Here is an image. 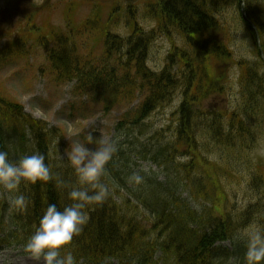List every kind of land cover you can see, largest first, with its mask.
<instances>
[{
	"label": "trees",
	"instance_id": "16d2710c",
	"mask_svg": "<svg viewBox=\"0 0 264 264\" xmlns=\"http://www.w3.org/2000/svg\"><path fill=\"white\" fill-rule=\"evenodd\" d=\"M135 6L124 8L125 16L117 17L116 9L102 27L98 19L88 18L78 30L68 26L66 33L54 30L47 42L45 37L38 39L55 83L73 84L74 95L101 103L106 113L124 101H139L122 116L118 131L139 136L140 130L143 135L142 125L180 98L169 138L159 133L154 147L139 144L131 154L119 152L108 163L102 182L110 196L87 209L88 223L67 251L77 264H227L232 259L246 264L248 239L240 233L255 223L264 231V173L254 171L250 180V189L261 193V198L243 211L226 212L220 206L223 194L212 195L222 188V173L203 151L213 146L237 156L257 150L264 141V0H153L144 8ZM143 21L152 30L145 31ZM123 26L125 30L119 31ZM94 34L100 44L96 57L78 42ZM237 36L248 43L250 58H236L232 43ZM158 37L168 38L172 50L164 68L154 71L147 63ZM20 42L21 38L16 44ZM12 51H0V61L9 60ZM235 66L238 104L226 111L204 108L211 97L225 95L226 74ZM56 138L60 142L54 147ZM27 140L35 143V152H27ZM63 142L60 130L36 121L21 105L0 95L1 150L9 152L13 147L15 157L38 152L53 175L48 182L22 183L19 193L26 196L28 206L15 207L14 213L10 214V200L15 194L5 193L0 200V248H25L49 204L62 210L71 203L68 188L60 181L67 185L78 181L69 162L57 155ZM133 155L157 165L165 176L166 196L151 181L147 184L151 191L145 195L130 193L136 202L116 199L120 190L115 185L127 190L119 173L130 168ZM119 156L124 159L123 169L116 161ZM181 187L190 199L202 200L200 210L181 200L177 194ZM141 205L150 215L151 228L134 211Z\"/></svg>",
	"mask_w": 264,
	"mask_h": 264
},
{
	"label": "rangeland",
	"instance_id": "374dc122",
	"mask_svg": "<svg viewBox=\"0 0 264 264\" xmlns=\"http://www.w3.org/2000/svg\"><path fill=\"white\" fill-rule=\"evenodd\" d=\"M149 1L153 0H0V49L10 44L11 49L14 50L9 60L0 61V95L21 103L26 113L34 118L47 122L51 127L61 128L66 137V147L62 151L59 150L62 153L70 151V146L77 142L94 149L100 146L101 139L116 140L118 151L114 154V158L119 152L121 154L127 151L128 155L131 154L139 144L154 147L157 144L155 136L159 133L164 139L169 138L171 134L169 130L174 121L173 113L178 108L179 99L174 100L170 107L155 112L142 125L143 135H140V130H138L139 136L129 135L132 132L118 131L117 125L122 116L136 108L139 101L134 104L124 101L115 106L111 112L106 113L101 103L74 95L73 84L55 83V74L50 68L44 48L38 41L41 37H45L43 42L50 40L54 30H62L61 32L66 33L68 26L78 30L88 18L98 19L97 22L102 27L116 9H119L115 13L117 17L125 16L123 9L128 5L135 4L137 10L138 6L144 8ZM147 24L143 21L142 28L146 31L151 30ZM124 28L125 26L121 27L119 31L125 30ZM20 38L21 42L17 45L16 42ZM176 40L180 42L178 38ZM78 42L84 52H91L94 57L99 54L100 44L96 41V34L81 38ZM171 45L166 37H160L153 44L148 60L150 68L160 71L164 67ZM232 46L238 60L242 57L250 58L251 50L242 37H235ZM226 76L225 95L211 97L204 103V108L226 111L238 104L240 91L236 86L237 68L230 69ZM89 134L93 136L92 142H89ZM207 150L206 154L211 161H220L210 163L218 166V172L223 176L222 188L218 193L213 190L212 195L223 194L220 195L223 198L220 206L224 210L227 208L226 212L229 210L233 212V209L243 211L256 199L261 198V193L250 189V180L254 171L259 174L264 173V141L257 150L237 156L228 150L216 149L213 146ZM116 161L121 164L124 159L119 156ZM186 161L182 159L180 162L184 164ZM130 163V168L119 173L127 190L120 189L113 183L120 190L117 200L130 199L131 202H136L130 193L145 195L148 190L151 191L147 185L151 181L158 184L160 193L166 194L165 176L156 164L151 163L150 160H138L135 155ZM123 168L121 164L120 169ZM133 173L143 176V183L139 185L130 183L129 177ZM196 173L201 174L199 170H196ZM155 187L152 185V188ZM177 194L181 199L194 203L193 207L202 208L200 202L190 200L189 193L183 187ZM204 205L208 206L207 203ZM134 211L142 217V222L143 219L147 221L150 216L142 205ZM257 229L262 231V227L255 223L242 230L240 235L243 239H248V233ZM225 246L229 247L228 244ZM22 255L21 251L9 249L4 254H0V264H36L30 256ZM227 264H238V262L235 263L232 259Z\"/></svg>",
	"mask_w": 264,
	"mask_h": 264
},
{
	"label": "clouds",
	"instance_id": "9594fccd",
	"mask_svg": "<svg viewBox=\"0 0 264 264\" xmlns=\"http://www.w3.org/2000/svg\"><path fill=\"white\" fill-rule=\"evenodd\" d=\"M88 139L92 142L93 136L89 134ZM117 151L118 141L101 139L98 148L92 149L77 142L70 146V151L61 154L60 159H66L74 170L78 184L67 185L60 181L61 186L68 188L71 203L62 210L55 204H49L27 241L24 250L36 264H77L67 248L88 223L87 209L103 204L110 196V189L102 179L106 166ZM52 179L44 155L37 152L14 160L10 159L7 151L0 150V188L15 194L10 200L14 207L28 206L26 196L19 193L22 183L35 184ZM143 180L144 177L138 173L129 177V182L135 185L143 183ZM245 261L246 264H264V231L257 229L248 233Z\"/></svg>",
	"mask_w": 264,
	"mask_h": 264
}]
</instances>
